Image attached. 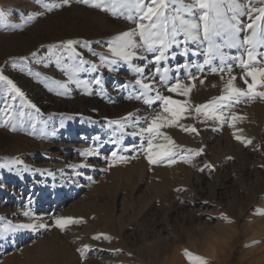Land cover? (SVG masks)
I'll use <instances>...</instances> for the list:
<instances>
[{
	"label": "rangeland",
	"instance_id": "rangeland-1",
	"mask_svg": "<svg viewBox=\"0 0 264 264\" xmlns=\"http://www.w3.org/2000/svg\"><path fill=\"white\" fill-rule=\"evenodd\" d=\"M111 2L106 0L109 7L101 10L77 0H44L60 5L49 11L35 0H0V12L8 16L0 24V49L9 44L18 55L0 62V76L23 94L0 80V264L37 263L43 247L57 238L67 242L68 251L83 249L78 243L88 239L94 242L84 258L75 251L74 264H190L185 251L208 264H264V233H256L264 228V98L240 97L239 103L235 97L216 99L227 95L224 89L232 76L233 84L247 91L241 60H248L249 45L230 47L234 39L229 25L242 29L235 33L238 45L252 34L247 24L254 23L258 34L264 31V19L255 20L264 2L218 0V14H210L219 21L215 57L206 55L207 42H185L181 33L159 65L153 54L136 49L131 68L112 55L109 42L136 29V23L122 9L113 15ZM191 2L165 0L168 26L179 24L172 19L179 14L200 25L202 40L204 22L199 17L204 10L197 6L192 16L181 7ZM133 39L139 42L138 30ZM68 40L76 43L68 48ZM256 53H264V47ZM206 58L210 63H204ZM256 59L255 67H264V55ZM80 60L84 70L74 80L87 83H69L66 66ZM93 65L95 71L90 70ZM137 66L145 71L135 72ZM157 68L168 77L163 83ZM137 79L161 95L186 102L182 118L159 129L174 142L175 163L164 158L149 164L140 148L147 146L149 134L143 139L132 136L157 113L169 115L160 101L149 107L136 98L145 91ZM245 79L251 83V77ZM177 81L188 89L187 95L168 91ZM255 91L264 92V87L258 84ZM148 95L154 97L156 91ZM198 105L207 107L198 113ZM129 113L133 117L122 135L109 122ZM154 143L167 142L158 136ZM86 149H96L98 155L80 156ZM113 151L134 158L116 162ZM109 160L114 166L109 167ZM145 207L155 210L159 225H152V215L143 218L139 213ZM57 217L81 223L62 231L54 223ZM18 224L45 227L12 232L10 226ZM47 249L51 261L53 250Z\"/></svg>",
	"mask_w": 264,
	"mask_h": 264
},
{
	"label": "snow or ice",
	"instance_id": "snow-or-ice-1",
	"mask_svg": "<svg viewBox=\"0 0 264 264\" xmlns=\"http://www.w3.org/2000/svg\"><path fill=\"white\" fill-rule=\"evenodd\" d=\"M37 4L41 7H44L47 10H51L52 8H58L59 4H46L44 0H35ZM77 2H82L85 4H90L92 7L100 8L101 10H107L109 5L106 4V0H77ZM264 2V0H262ZM63 3H68V0H63ZM199 7V9L204 10L203 14L200 15L199 19L203 21V38L200 39L199 29L200 25L194 23L188 19L183 18L179 14L172 17L173 21H179V24L173 23L171 27L168 26V17L164 12V8L166 7L165 0H112L111 2V9L113 11V15H116V9H122L123 11L121 14H127V19L136 23V29L131 31H126L121 33L120 35L113 38L112 41L109 42V50L113 56L119 57L125 63L129 64V67H133L131 61L133 57L138 55L136 49H142L147 51L148 53L153 54L154 56V63L159 65L162 60L166 59V54L168 49L175 43H178L176 37L181 33L185 36V42L187 40L192 41H199L200 43L207 42L208 50L206 55L211 57H215L218 54L219 45L215 43L214 37L219 35L218 24L219 21L215 17H211L210 14L213 11H216L218 14L219 10V2L218 0H192L191 3L185 5H181V7L189 13V15L195 16L193 11L194 8ZM177 13L180 12V9H174ZM259 15L255 17V20L264 19V8H260L257 10ZM241 15L245 13L241 12ZM248 15L251 18V10H249ZM138 17V19H137ZM163 18V19H162ZM8 16L5 12H0V24H4L7 22ZM32 14H29L28 20H32ZM233 20L236 19L235 16L232 17ZM144 21H148V23H144ZM229 27L233 30V39L234 42L230 44V47H243L244 45H249L248 48L245 49L248 60L243 61L241 60V64L245 69V77H251V83L247 82L245 77H241L244 79V83L247 85V91L244 88L236 87L233 84V81L236 80L235 76H232L226 86L224 91L227 93L226 96L217 97V100H231L232 97H235L236 103L240 102V97H247L251 99L254 96H260L264 98V92H257L255 91L257 85L259 84L261 87H264V67L256 68L255 65L258 63L256 57L257 55H264V53H256L257 47H264V31H261L259 34L256 31L257 26L254 23H249L246 25L247 28L252 29L251 36H245L242 43L237 44L235 42V33L242 31L237 25L232 24ZM137 30L139 32L140 40L139 42L135 41L133 37L137 35ZM76 41L68 40L66 42V46L71 48ZM187 51V49H185ZM95 55V53H93ZM35 56V53L32 54ZM76 58V54L73 55L72 59ZM143 58V57H140ZM101 64L104 63V57H101ZM85 62L80 60L79 63L71 64L70 66H66L67 72L69 76V83L76 82L77 84L80 83H87L84 81H75L74 77L75 74L84 70L82 65ZM109 63L116 64V60H111ZM205 64L210 63L209 59H205ZM251 66V67H250ZM91 71L96 70V66L93 65L90 69ZM134 71L137 73H143L145 71L142 67H135ZM168 69H163V73H167ZM213 72L216 71L215 68L212 69ZM223 71V68H221ZM228 71L231 72L232 69L229 67ZM156 72L160 74L161 70L159 68L156 69ZM160 81L163 83L168 79V77L164 74H160L159 76ZM0 80H6L9 85L13 87V90L16 92L17 95L22 96L23 94L16 89L14 85H12L11 80H7L6 77L0 76ZM96 83H99V79L97 78ZM202 82V81H201ZM136 84L139 85L145 91L141 93V96L136 97L137 99H143L145 105L151 107L155 101H160L163 111L168 113V117H163L160 113H157L154 117L151 118V122L148 123L146 128H140L139 133L133 132L132 136L135 137L136 135H140L143 139L144 133H148L149 137L147 139V146L145 147L144 144L140 145V148L147 153L146 159L148 160L149 164L157 163L159 159L167 158L170 163H175V157L177 155L172 149L175 147L174 142L171 140L170 137L164 136L163 133L159 131L162 127L172 126L176 123L177 120L182 118V113L186 111V102L176 101L171 99L168 96L161 95L159 90L154 89L153 86L149 83H145L140 79L136 80ZM60 87H66L64 84H60ZM182 95L188 94L187 88H181L179 81L173 86L168 87L169 92H178ZM156 91V95L154 97L149 96L148 93ZM174 106V107H172ZM228 105H220L219 107L224 108ZM205 105H198L196 107V111L199 113L202 108H205ZM207 115V113H205ZM133 114L129 113V115L123 118L121 121H110V124H116L119 126V129L123 135V129L127 125L128 121L132 119ZM239 117L233 116V119H238ZM217 119H222V116L217 117ZM147 121V118H145ZM138 123V121H134V124ZM231 126V125H229ZM195 131V129H191ZM163 137V139L167 142L165 144H156L154 143L157 137ZM116 143L115 140L112 141ZM242 143L246 145L251 143V141H244L241 140ZM197 155L199 153H196ZM91 155H98L96 149H86L85 151L80 152V156L87 157ZM112 158L116 162H126L129 159L134 157L118 155L116 151L111 153ZM185 163L189 162V159L186 157H181ZM114 161L109 160V167L114 166ZM83 166V165H81ZM206 167H210V165H206ZM25 216H30L29 212H24ZM227 221V218L224 217ZM230 222V221H228ZM55 225L60 228L62 231L65 227L73 223H81L79 220H73L72 218H60L57 217L54 221ZM37 227L43 228L45 225L43 224H18L15 226H10V230L12 232H17L20 230H35ZM3 232L0 231V236H3ZM108 239V237H104ZM93 239H99V237H93ZM88 249V246L85 245L83 249H77L81 253V257L84 258V252ZM183 255L190 261V264H208V261L203 259L200 256H193L188 251H185Z\"/></svg>",
	"mask_w": 264,
	"mask_h": 264
},
{
	"label": "bare ground",
	"instance_id": "bare-ground-1",
	"mask_svg": "<svg viewBox=\"0 0 264 264\" xmlns=\"http://www.w3.org/2000/svg\"><path fill=\"white\" fill-rule=\"evenodd\" d=\"M5 43V42H4ZM12 47V46H11ZM11 47L9 46V44L7 45H4L3 46V49H0V62L3 60H7L9 58H14L17 57L18 55L15 54ZM26 54V53H25ZM262 113V112H261ZM264 113V111H263ZM262 113V114H263ZM264 116V115H263ZM262 116V117H263ZM263 119V118H262ZM261 119V120H262ZM198 182V181H197ZM164 199V198H163ZM151 206V205H150ZM146 208V207H145ZM145 208H142L141 210L142 211H139V213H142V216L143 218H146L150 215H152V218H153V221H152V225L153 226H157L160 224L159 221H157V218H156V214H155V210L151 207H147L146 209ZM144 209V210H143ZM172 210H175V206L172 208ZM174 212V211H172ZM128 214V213H127ZM110 215V214H109ZM131 219V218H130ZM122 224V223H121ZM124 225H122L123 227L125 226V222L123 223ZM120 227V228H123V227ZM257 234H260V233H264V228H260V230H256ZM256 236V235H255ZM259 236V235H257ZM264 236V235H263ZM89 243L93 244L94 242H92V240L88 239L87 242H80L78 243V245H80L82 248H84L85 245H87L88 247L89 246ZM69 244V243H68ZM66 245H67V242L64 241V240H60L59 238L49 242V244L47 246H49L51 248V250H53L51 252V255H52V259L51 261L48 260L47 256L49 255L48 253V249H47V246L46 247H43V251H42V258L39 259V261H37V263H34V264H66L67 262L69 264H74L75 262V251L77 250L76 248H70V251H68V249H66ZM94 245V244H93ZM96 246V245H95ZM92 248V247H91ZM95 248V247H94ZM79 249V248H78ZM90 249V248H89ZM98 249V248H97ZM96 249V250H97ZM100 250V248L98 249ZM47 251V252H46ZM90 251V250H89ZM34 261V260H33ZM36 262V261H35ZM30 264H33V263H30Z\"/></svg>",
	"mask_w": 264,
	"mask_h": 264
}]
</instances>
